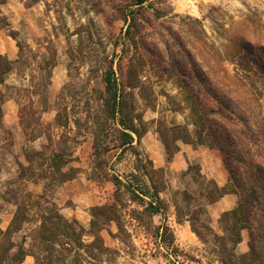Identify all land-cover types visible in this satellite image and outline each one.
<instances>
[{"label":"rangeland","instance_id":"1","mask_svg":"<svg viewBox=\"0 0 264 264\" xmlns=\"http://www.w3.org/2000/svg\"><path fill=\"white\" fill-rule=\"evenodd\" d=\"M0 5V29L16 48L0 82V264H36V256L46 264L50 252L37 230L54 213L74 222L82 243L49 241L65 256L58 264H227L215 237L223 235L222 213L208 201L220 167L229 182L225 157L216 145L177 138L187 129L196 139L199 115L207 120L221 98L230 119L210 115L222 123L215 133L264 131V65L254 61L264 55L254 52L264 42V0ZM108 71L140 140L132 133V143L122 142L105 89ZM207 75L231 92L209 85ZM248 148L264 162V144ZM230 193L236 207L239 195ZM96 206L117 215L121 228L101 223L96 239ZM245 239L246 250L228 243L237 256L250 251L247 228ZM255 264H264V252Z\"/></svg>","mask_w":264,"mask_h":264},{"label":"trees","instance_id":"2","mask_svg":"<svg viewBox=\"0 0 264 264\" xmlns=\"http://www.w3.org/2000/svg\"><path fill=\"white\" fill-rule=\"evenodd\" d=\"M137 4H144L148 0H136ZM251 46V44H249ZM256 51L254 47L251 48L253 52H259L264 54V42L258 47L256 46ZM254 53H251L253 55ZM254 55H259L255 53ZM6 57V56H4ZM0 54V82H3L5 74L10 70L11 63L13 59L4 58ZM251 57V56H250ZM252 59V58H251ZM255 62H262L264 65V55L257 56ZM133 69L131 70V72ZM128 72V70H127ZM209 73V71H208ZM114 71H108L105 77V86L106 91L109 93V106L110 114L112 118L118 117V122L122 126L121 134L124 136L122 140L123 144H129L134 141V135L136 133L138 140L142 137L141 131L135 125L134 119L125 115L124 111V97L121 96V92L118 89V83L113 77ZM207 83L213 85L214 88L221 91V93L231 92L230 88L227 86H218L215 82L209 79L207 75ZM132 84V83H131ZM130 86V85H129ZM223 87V88H222ZM216 94L212 95L214 98L217 97ZM241 105H245L243 101L238 100ZM222 101L216 107H209L207 109V120L199 115L198 124L201 127L200 130L196 131V139L192 137L190 132L186 129L183 130L182 136H179L177 139L182 138L187 143L191 144H205L208 146H218L225 157V165L229 170L230 179L229 182L224 186H219L215 183L214 189L208 193L209 203L217 201L225 193L234 192L239 195L238 205L230 210L222 212L219 223L222 227L223 235L215 234L216 239L222 242V248L220 253L222 254V260L227 264H255L258 263V260L262 258L264 252V162L258 161L255 159V154L251 149L244 151L242 147L247 145L250 142L252 145H262L264 144V131L258 129L255 132L249 131L248 129H243L240 132H226V131H216L213 130V127L221 128L219 121L212 120L209 116L212 114H217L221 119H230L229 115L225 114L223 111ZM207 121V125H206ZM206 126L209 130L206 131ZM177 128H182L178 127ZM236 130V129H235ZM162 136V141L165 145L168 144L167 138L159 131ZM208 134V135H207ZM126 137V138H125ZM244 137V138H243ZM176 138V137H175ZM246 138V139H245ZM61 155H57L60 157ZM66 164V161L64 162ZM66 177L64 179H68ZM114 181L116 184H120L122 181L115 177ZM214 194V195H213ZM18 212L15 220L20 217ZM114 220L118 227L121 228V223L117 215L111 214V210L107 207H94L92 209V219H91V231L95 235L96 239H100V224H105L107 221ZM255 221L257 227L255 226ZM192 224V221H191ZM247 228L250 233V251L248 253H243L237 256L235 252L232 251V248L229 247L228 243L232 244V247L242 241V230ZM193 231L203 239L202 234L195 228L192 224ZM41 240L45 241L46 250L50 252L48 255L46 264H58L59 262L65 260V256H62L57 252L56 247L49 243V241L54 242L59 238V236L68 237L74 239L75 241L80 242L81 234L77 232L74 222L64 219L58 213L54 215H46L42 219V224L37 230ZM257 240H260L262 245L260 247L257 245ZM93 246L94 243H91ZM100 246V245H98ZM101 250V246L99 247ZM102 252V251H101ZM26 253L20 251V258H22ZM19 255V254H16ZM78 258L75 259L77 261ZM79 262V261H78ZM36 264H42L40 257L36 256ZM65 263V261L63 262Z\"/></svg>","mask_w":264,"mask_h":264},{"label":"crops","instance_id":"3","mask_svg":"<svg viewBox=\"0 0 264 264\" xmlns=\"http://www.w3.org/2000/svg\"><path fill=\"white\" fill-rule=\"evenodd\" d=\"M15 52H16V48L13 44V41L9 40V36L4 35L3 29H0V54L6 55L9 59H14ZM214 176L219 186H224L226 184L227 175H226V171L222 169V167L219 168V174L217 175L216 173H214ZM235 204H236V200L234 196L231 193H225L217 201L210 203L209 208L221 214L222 212L233 208ZM244 241L246 242V239L242 240L239 243L243 247V250L245 249Z\"/></svg>","mask_w":264,"mask_h":264}]
</instances>
